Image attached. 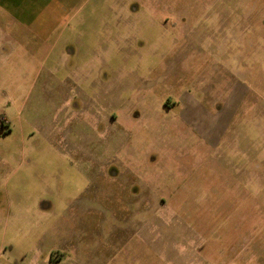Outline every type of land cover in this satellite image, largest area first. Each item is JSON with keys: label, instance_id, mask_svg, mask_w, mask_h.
<instances>
[{"label": "rangeland", "instance_id": "1", "mask_svg": "<svg viewBox=\"0 0 264 264\" xmlns=\"http://www.w3.org/2000/svg\"><path fill=\"white\" fill-rule=\"evenodd\" d=\"M44 1L0 0V264H264V0Z\"/></svg>", "mask_w": 264, "mask_h": 264}, {"label": "flooded vegetation", "instance_id": "2", "mask_svg": "<svg viewBox=\"0 0 264 264\" xmlns=\"http://www.w3.org/2000/svg\"><path fill=\"white\" fill-rule=\"evenodd\" d=\"M168 108V107H167ZM0 126L1 127H7V123H5L4 121H2L1 120V117H0ZM138 190V188H136V190L135 191H137ZM138 192V191H137ZM138 194V193H137ZM135 214V212H134V210H132V215L133 216H135L134 215ZM124 220L125 219H122L121 220V222H119L118 224H119V227H118V229H125V227H127V225H125V223H124ZM119 221V220H118ZM127 222H128V220H127ZM133 225V230H132V233H133V235H135V232H137L138 231V224H136V222L134 221V220H132V221H130ZM123 244H125L126 245V243H123Z\"/></svg>", "mask_w": 264, "mask_h": 264}, {"label": "crops", "instance_id": "3", "mask_svg": "<svg viewBox=\"0 0 264 264\" xmlns=\"http://www.w3.org/2000/svg\"><path fill=\"white\" fill-rule=\"evenodd\" d=\"M55 1V3H56V0H54ZM44 2H47V3H50V0H45ZM49 10H52V8H50ZM53 13H52V18H54V19H56V13H59L60 11H58L57 10V7L55 6L54 7V9H53V11H52ZM43 13V12H42ZM31 14H33V15H37V16H39V15H42L41 13H31ZM43 15H46V14H43ZM55 26L53 27V29H56V23L54 24ZM8 26V25H7ZM7 29H9L8 27H7ZM42 34H46V35H48V34H50L49 32H46V31H43L42 32ZM235 95H236V93H235Z\"/></svg>", "mask_w": 264, "mask_h": 264}]
</instances>
